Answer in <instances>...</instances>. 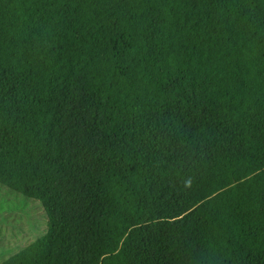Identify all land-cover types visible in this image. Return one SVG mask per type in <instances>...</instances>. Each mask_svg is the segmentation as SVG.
Here are the masks:
<instances>
[{
  "label": "trees",
  "instance_id": "16d2710c",
  "mask_svg": "<svg viewBox=\"0 0 264 264\" xmlns=\"http://www.w3.org/2000/svg\"><path fill=\"white\" fill-rule=\"evenodd\" d=\"M0 193V264H264V0H0Z\"/></svg>",
  "mask_w": 264,
  "mask_h": 264
},
{
  "label": "rangeland",
  "instance_id": "374dc122",
  "mask_svg": "<svg viewBox=\"0 0 264 264\" xmlns=\"http://www.w3.org/2000/svg\"><path fill=\"white\" fill-rule=\"evenodd\" d=\"M46 230L41 205L0 193V260L43 237Z\"/></svg>",
  "mask_w": 264,
  "mask_h": 264
}]
</instances>
